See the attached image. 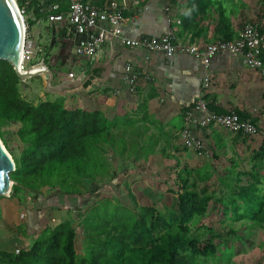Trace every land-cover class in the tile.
Listing matches in <instances>:
<instances>
[{"label": "trees", "instance_id": "trees-1", "mask_svg": "<svg viewBox=\"0 0 264 264\" xmlns=\"http://www.w3.org/2000/svg\"><path fill=\"white\" fill-rule=\"evenodd\" d=\"M20 1L16 0L19 8ZM209 3L187 0L180 13L184 24L197 27L200 18L203 23ZM247 23L250 22L238 25L237 38ZM251 23L261 25L260 19ZM260 32L264 34V28ZM212 33L220 36L219 41L234 38L226 20H221ZM260 59L264 64V54ZM20 84L12 66L0 61V138L3 128L14 126L16 137L25 146L19 157L13 158L15 170L10 177L14 185L10 197H0V221L11 232L16 231L19 223L15 202L21 192L32 194L35 201L46 189L64 197L82 196L88 184L96 186L103 181L108 174L106 148L116 152V131L123 128L118 119L109 120L99 111L67 108L61 100L37 106L28 104L20 96ZM208 107L214 113L227 114L211 104ZM235 113L240 120L254 123L245 114ZM261 156L263 145L252 160ZM248 175L247 185H242L238 178L228 186L231 195L225 203L216 199L221 192L219 184L227 178V174L221 173L201 185L190 184L189 174L180 176V193L169 191L161 195L150 188L127 190L136 212L124 218L116 213V207L108 212L104 204L86 213L80 222L81 253L77 250L75 223L67 220L48 229L29 250L14 253L16 261L12 253L0 252V264H208L217 259L216 223L231 215L236 222L264 228L261 180L252 173ZM192 177L199 178L195 172ZM161 206L166 216L161 214ZM240 246L238 242L236 248ZM5 259L7 263L3 262Z\"/></svg>", "mask_w": 264, "mask_h": 264}, {"label": "crops", "instance_id": "crops-1", "mask_svg": "<svg viewBox=\"0 0 264 264\" xmlns=\"http://www.w3.org/2000/svg\"><path fill=\"white\" fill-rule=\"evenodd\" d=\"M70 1L21 0L20 8L17 5L24 10L30 35L42 47L36 67L44 62L53 73L49 87L51 96H70L76 105L82 101L87 111H99L109 120L118 119L123 128L139 126L141 133L150 135L148 138L152 140L170 139L171 135H175L174 146L178 150L184 149L179 133L185 126V113L200 98H204L207 105L211 104L227 114L243 113L252 118L255 125L264 122V77L261 71L250 68L244 58L216 55L210 59L208 68H204L199 60L191 56L166 58L159 53L129 49L114 41L102 44L93 57L77 56L74 50L83 38L76 35L66 22L47 21L51 6H58V11L53 14L65 13ZM92 1L103 11L94 33L98 35L106 30L114 9H122V37L125 39L159 38L171 34L178 43L203 47L219 41L220 36L216 37L212 32L221 20H226L230 26L234 35L232 41L237 39L238 25L244 21L252 22L241 5L245 0H233L234 6L228 16L223 13V4L227 0H209L208 18L204 17L203 23H200V18L197 27L186 26L180 16L187 0ZM220 15L225 17L222 19ZM259 19L261 28H264L262 16H257L255 21ZM178 20L180 24H176ZM126 66L140 74L134 92L129 91ZM205 77L211 80L207 91L202 90ZM40 79L47 90V78L43 76ZM199 120L200 115L195 114L189 127L205 141L206 150L216 159L222 150L224 135L230 132L216 127L202 129ZM124 121L126 125H123ZM230 134L233 140L236 136L254 139L264 146L259 137ZM174 155L182 163L179 153Z\"/></svg>", "mask_w": 264, "mask_h": 264}, {"label": "rangeland", "instance_id": "rangeland-1", "mask_svg": "<svg viewBox=\"0 0 264 264\" xmlns=\"http://www.w3.org/2000/svg\"><path fill=\"white\" fill-rule=\"evenodd\" d=\"M241 5L250 17L249 20L254 22L257 16H262L264 24V0H245ZM233 6V0H227L223 4V13L228 16ZM63 71L67 73L68 70L64 68ZM40 78H31L19 85L20 96L24 102L37 106L45 101L61 100L67 108L81 107L86 110L82 101L76 105V101L70 96H51ZM134 120L136 121L135 118ZM123 125H126L125 121ZM16 131L17 127L14 126L1 130L0 141L12 160L18 158L25 148L16 137ZM116 133V152L109 147L105 152L108 163L106 178L96 186L88 184L82 196L64 197L56 191L46 189L35 201L32 194L25 191L20 193L19 201L15 202V217L16 220L19 219L16 231L11 232L4 221H0V252L12 253L13 261H16L14 253L29 250L36 240L44 237L48 229L71 220L75 223L77 250L81 253L83 236L80 222L86 213L107 204L108 212L116 207L117 214L128 217L136 212V209L128 197L127 190L150 188L154 193L161 195H166L169 191L180 193L179 177L188 174L191 176L190 184L197 185L216 179L218 173L227 174V178L219 184L221 192L216 195V199L223 200L224 203L231 195L228 186L234 185L238 178L242 185H247L250 173L261 180V190L264 194V156L252 160L262 147L254 139L236 136L233 140L230 133L224 135L222 150L215 159L210 154L198 155L188 150H178L174 146L175 135H171L170 139L152 140L148 138L150 135L142 134L140 127L135 125L121 128ZM176 153L183 158L182 163L174 155ZM193 172L195 177L199 178L193 179ZM160 211L166 216L164 207L161 206ZM234 219L229 215L224 222L215 224L214 243L218 249L217 259L210 260L208 264H264V228L249 227L248 223L236 222ZM238 242L241 246L236 248ZM2 258L0 256V261ZM3 262L7 263L8 259Z\"/></svg>", "mask_w": 264, "mask_h": 264}, {"label": "built area", "instance_id": "built-area-1", "mask_svg": "<svg viewBox=\"0 0 264 264\" xmlns=\"http://www.w3.org/2000/svg\"><path fill=\"white\" fill-rule=\"evenodd\" d=\"M49 9L48 22L58 24L66 22L76 35L83 38L74 50L77 56L93 57L102 44L107 41H114L129 49L159 53L166 58H171L175 55L191 56L199 60L204 68H208L212 57L229 54L244 58L250 68L261 71V75L264 77V64L260 59V56L264 54V34L260 32L261 28L254 23L245 24L242 33L234 41H217L199 47L190 43H178L171 34L163 35L159 38L125 39L122 37L124 25L122 9H114L108 18V28L97 35L94 31L103 11L92 0H71L68 11L65 13L53 14V12L58 11V6H51ZM19 12L24 21L25 31L20 72L25 74L29 66L36 67L35 63L40 60L42 47L39 41H36L28 31L24 10L19 9ZM176 24H180V21H176ZM125 71L128 74L129 91L134 92L140 74L135 73L130 66H126ZM69 76H72V74ZM210 83V77H205L202 90L207 91ZM195 114L200 115L199 126L202 129L216 127L233 134L241 133L247 137H259L264 144V122L255 125L250 120H240L234 112L228 114L211 112L204 98H200L185 113V126L179 133L183 148L190 152L198 155L209 154L206 150L205 141L189 127L191 118Z\"/></svg>", "mask_w": 264, "mask_h": 264}, {"label": "water", "instance_id": "water-1", "mask_svg": "<svg viewBox=\"0 0 264 264\" xmlns=\"http://www.w3.org/2000/svg\"><path fill=\"white\" fill-rule=\"evenodd\" d=\"M24 21L15 0H0V61L9 63L21 82L31 78H47V90L53 80V73L44 62L40 67L29 66L25 75L20 73L19 58L23 47ZM15 170V163L0 141V197L9 198L14 182L10 174Z\"/></svg>", "mask_w": 264, "mask_h": 264}, {"label": "bare ground", "instance_id": "bare-ground-1", "mask_svg": "<svg viewBox=\"0 0 264 264\" xmlns=\"http://www.w3.org/2000/svg\"><path fill=\"white\" fill-rule=\"evenodd\" d=\"M21 62H22V51H21L20 58H19V64H21ZM20 73L22 76L25 75L23 72H20Z\"/></svg>", "mask_w": 264, "mask_h": 264}]
</instances>
